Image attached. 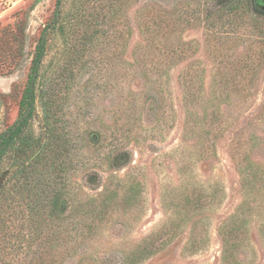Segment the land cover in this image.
<instances>
[{"label": "rangeland", "instance_id": "374dc122", "mask_svg": "<svg viewBox=\"0 0 264 264\" xmlns=\"http://www.w3.org/2000/svg\"><path fill=\"white\" fill-rule=\"evenodd\" d=\"M259 1L0 0V134L56 19L30 123L67 148L35 212L0 162V264H264Z\"/></svg>", "mask_w": 264, "mask_h": 264}, {"label": "trees", "instance_id": "16d2710c", "mask_svg": "<svg viewBox=\"0 0 264 264\" xmlns=\"http://www.w3.org/2000/svg\"><path fill=\"white\" fill-rule=\"evenodd\" d=\"M62 0H57L56 10H57V18L60 14V5ZM251 0H232L227 5V8L234 9V8H245L251 9ZM264 11V0H260L256 2ZM57 20H53L49 24H47L37 41L34 56L31 62L30 71L28 75L27 84L23 90L22 97L19 102V117L17 121L14 123L13 126L6 129L4 132L0 134V162L4 159L7 154H10L14 160V171L12 172V178L15 180L14 182V190L22 194L20 198L22 202L27 205L31 211L35 212L37 205L39 204V198L41 195L44 194L43 189L39 190V184L42 185L44 183V179L48 177V174L42 175L40 178H37L33 171H35L36 162L42 160L45 152L49 149L52 143H56L59 145V148L56 150L57 158L63 159L66 148V140L65 137L63 138L60 136L59 132H57V139L54 137V126L48 123V128L46 130L48 140L41 141L39 136H35L31 129V119L34 117V112L36 109V102H37V79L40 77V70L43 63V59L47 52V44H48V33L53 31ZM48 101V100H47ZM50 102H46L48 105ZM48 109V106H47ZM49 115L46 114L47 121H49ZM34 158L32 160V156ZM119 155V154H118ZM112 157L113 161H118L119 156ZM32 160V162H30ZM129 157L124 159V161H128ZM59 162L58 165H60ZM53 172L56 173L57 163H54ZM52 172V170H51ZM43 177H45L43 179ZM43 179V180H42ZM40 192H39V191ZM28 191V192H27ZM5 192V189H1V193ZM13 192L10 190V193ZM21 202V203H22ZM52 202L53 208H55L59 203V197H54ZM25 211V210H24ZM146 252H142L144 255Z\"/></svg>", "mask_w": 264, "mask_h": 264}, {"label": "water", "instance_id": "95a60500", "mask_svg": "<svg viewBox=\"0 0 264 264\" xmlns=\"http://www.w3.org/2000/svg\"><path fill=\"white\" fill-rule=\"evenodd\" d=\"M8 174H9V170H6L0 176V189H1V187H2V185H3V183H4V181H5V179H6Z\"/></svg>", "mask_w": 264, "mask_h": 264}, {"label": "flooded vegetation", "instance_id": "af4514ba", "mask_svg": "<svg viewBox=\"0 0 264 264\" xmlns=\"http://www.w3.org/2000/svg\"><path fill=\"white\" fill-rule=\"evenodd\" d=\"M264 7V6H263Z\"/></svg>", "mask_w": 264, "mask_h": 264}]
</instances>
